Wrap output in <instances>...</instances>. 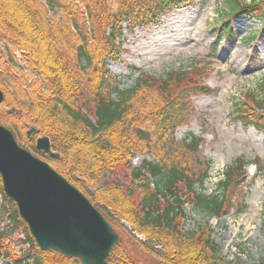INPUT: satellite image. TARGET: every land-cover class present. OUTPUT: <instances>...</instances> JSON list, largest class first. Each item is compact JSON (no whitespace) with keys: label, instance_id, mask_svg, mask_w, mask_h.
<instances>
[{"label":"trees","instance_id":"1","mask_svg":"<svg viewBox=\"0 0 264 264\" xmlns=\"http://www.w3.org/2000/svg\"><path fill=\"white\" fill-rule=\"evenodd\" d=\"M194 2L0 0V125L19 136L35 128L37 136L49 138L59 159L39 154L31 144L34 154L82 192L119 236L108 264H225L203 229L197 235L180 229L183 207L190 204L211 219L227 215L233 208L228 195L244 173L242 161L224 170L214 193L204 194L210 163L198 172L178 163L183 156L197 155L202 140L173 138L190 110L189 92L171 95L172 86L185 80L183 73L152 77L139 72L133 85L124 88L106 64L119 52L124 26L127 32L149 27L172 8ZM222 2L219 41L232 39L229 18L264 24V0ZM199 92L206 94L207 88ZM10 108L14 112L7 114ZM233 117L244 127L264 129V80L235 100ZM158 139L172 157L169 163L153 159L151 143ZM136 152L153 161L131 168ZM0 195L8 206L0 213V259L8 264H80L40 251L1 184ZM17 231L27 247L19 256L7 246ZM257 264H264V257Z\"/></svg>","mask_w":264,"mask_h":264},{"label":"rangeland","instance_id":"2","mask_svg":"<svg viewBox=\"0 0 264 264\" xmlns=\"http://www.w3.org/2000/svg\"><path fill=\"white\" fill-rule=\"evenodd\" d=\"M222 12V0H195L189 7L172 8L147 28L127 32L124 26L119 52L106 64L110 76L124 88L133 85L139 72L152 77L170 71L183 73L185 80L172 86L171 95L174 98L179 91L189 92L190 110L185 112V122L173 138L180 142L192 135L199 137L202 144L197 155L178 158V163L192 172L201 171L208 167L206 162L210 163L206 195L215 192L224 170L238 159L244 173L228 195L233 210L220 219H211L190 204L184 205L185 219L180 229L196 235L203 229L219 248L225 264H257L264 257V129L242 126L235 121L233 110L235 100L248 90H255L264 80V26L238 17L229 22L232 39L219 41L216 35L224 18ZM254 33L257 37L252 40ZM186 73L195 80L187 79ZM201 87L207 88L206 94L199 92ZM26 131L21 136L13 134L34 155L30 146L37 135L27 137ZM160 141L151 143L153 159L169 163L172 157L168 159ZM153 159L136 152L130 167ZM251 166L255 168L254 175L249 174ZM181 190L186 192L184 187ZM6 206L0 195V213ZM123 226L130 229L127 223ZM23 241L22 233L17 231L7 246L19 256L27 248ZM0 264L8 263L0 260Z\"/></svg>","mask_w":264,"mask_h":264},{"label":"water","instance_id":"3","mask_svg":"<svg viewBox=\"0 0 264 264\" xmlns=\"http://www.w3.org/2000/svg\"><path fill=\"white\" fill-rule=\"evenodd\" d=\"M4 96L0 91V104ZM35 132L31 128L26 134ZM35 148L50 158L46 136ZM0 181L37 248L76 259L80 264H108L119 238L90 201L44 161L21 148L13 134L0 126Z\"/></svg>","mask_w":264,"mask_h":264}]
</instances>
